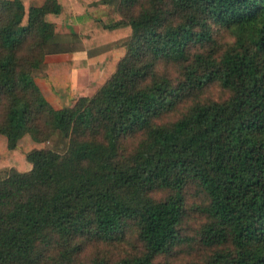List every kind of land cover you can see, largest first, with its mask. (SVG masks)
<instances>
[{"label": "trees", "instance_id": "16d2710c", "mask_svg": "<svg viewBox=\"0 0 264 264\" xmlns=\"http://www.w3.org/2000/svg\"><path fill=\"white\" fill-rule=\"evenodd\" d=\"M59 23L124 52L57 108ZM2 137L0 264H264V0H0Z\"/></svg>", "mask_w": 264, "mask_h": 264}, {"label": "rangeland", "instance_id": "374dc122", "mask_svg": "<svg viewBox=\"0 0 264 264\" xmlns=\"http://www.w3.org/2000/svg\"><path fill=\"white\" fill-rule=\"evenodd\" d=\"M43 0H39L41 3ZM73 29L78 32L79 26L76 24ZM58 36L64 43L65 51H48L44 65L35 72V78L38 84L42 87L50 102L57 108L74 104L79 95L78 86L86 88L87 94L92 95L114 72L119 58L123 55V48L116 43L109 42L93 49H87L83 41H72L75 35L71 34L72 28L59 23L56 27ZM69 38V39H68ZM231 35L228 32H222L220 39L222 41L231 42ZM86 58L88 63L83 66L70 69L66 60L71 58L82 59ZM71 75V77H70ZM70 81L69 78H73ZM68 78V79H67ZM71 85L72 89H71ZM212 94L220 97L224 94V90L218 86L212 88ZM139 139H129V143L133 145ZM28 149L34 146L28 137L21 141ZM6 138L2 137L0 142V152L4 153L6 148ZM52 142H47L50 146ZM0 166V171L10 165ZM190 191V206L194 202H200V195L191 189ZM197 225V220H190L187 225L188 231L192 232V228ZM92 247L88 248L86 254L92 252ZM120 250H117L119 252ZM177 251V252H176ZM174 255L167 257L174 264H184L189 259L201 257V249L195 248L189 251L188 247L184 246L181 249L177 248ZM85 255V254H84ZM164 259V258H161Z\"/></svg>", "mask_w": 264, "mask_h": 264}, {"label": "crops", "instance_id": "0c3cea01", "mask_svg": "<svg viewBox=\"0 0 264 264\" xmlns=\"http://www.w3.org/2000/svg\"><path fill=\"white\" fill-rule=\"evenodd\" d=\"M47 57V56H46ZM85 58V57H84ZM71 59H76V58H71ZM70 59H68V60H66V62H65V64L69 61ZM70 69H72V70H74L75 68H70ZM70 77H71V75H70ZM68 79V78H67ZM70 79V81H72L73 79H74V77L73 78H69ZM72 86L73 85H71V89H72ZM41 87V86H40ZM42 88V87H41ZM43 90V89H42ZM44 92V91H43ZM44 94H45V92H44ZM45 96L47 97V95L45 94ZM47 99H48V97H47ZM49 100V99H48ZM50 101V100H49Z\"/></svg>", "mask_w": 264, "mask_h": 264}]
</instances>
